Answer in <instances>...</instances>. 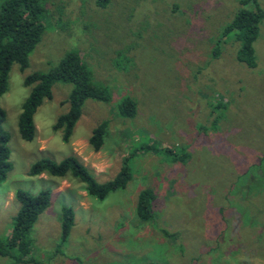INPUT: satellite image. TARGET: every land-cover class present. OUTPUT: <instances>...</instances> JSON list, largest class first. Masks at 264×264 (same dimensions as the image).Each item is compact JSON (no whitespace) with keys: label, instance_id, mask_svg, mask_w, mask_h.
Segmentation results:
<instances>
[{"label":"rangeland","instance_id":"rangeland-1","mask_svg":"<svg viewBox=\"0 0 264 264\" xmlns=\"http://www.w3.org/2000/svg\"><path fill=\"white\" fill-rule=\"evenodd\" d=\"M256 1L264 10V0ZM43 5L44 31L29 64L24 70L12 64L0 95L12 164L0 182V240L20 205L15 191L48 188L51 204L31 228L33 262L25 264H264V19L253 43L256 65L249 67L237 59L233 35H223L240 0ZM69 50L80 54L92 82L108 88L109 100H85L64 141L53 124L67 111L72 84L56 82L34 114V138L23 140L25 76L46 71ZM123 97L135 101L134 117L118 113ZM104 121L107 134L95 151L88 139ZM152 143L157 152L140 151ZM182 151L186 160L172 159ZM128 153L131 179L102 200L73 176L28 174L38 159L75 155L104 182ZM144 188L154 192L148 221L136 213ZM63 205L72 208L74 224L60 246ZM0 264L24 263L0 256Z\"/></svg>","mask_w":264,"mask_h":264},{"label":"trees","instance_id":"trees-1","mask_svg":"<svg viewBox=\"0 0 264 264\" xmlns=\"http://www.w3.org/2000/svg\"><path fill=\"white\" fill-rule=\"evenodd\" d=\"M110 0H95L98 7H106ZM240 7L233 18L224 26L223 35L231 33L239 43L236 51L237 59L249 67L256 65L253 43L259 33V24L264 19V10L256 0H240ZM250 5V7H248ZM46 9L43 0H0V95L8 89L9 71L13 63L24 70L29 64V54L39 42L44 31L43 15ZM218 48V47H217ZM215 55L218 49H214ZM56 82L72 84L67 96V111L60 114L53 124L54 130L61 131L62 139L68 141L77 122L81 108L87 99L108 101L110 93L104 85L92 82L89 70L77 51H66L58 63L46 71H34L24 78V84L30 87L28 96L21 105L18 118V131L23 140L30 141L36 133L34 114L44 99L52 98V86ZM218 105V104H216ZM117 111L122 117H134L136 103L130 97H123L117 105ZM6 113L0 108V182L11 170L10 151L7 145L9 134L2 123ZM216 118L213 125H216ZM106 121L95 126L88 139L90 146L98 151L102 148L107 134ZM163 151L172 153L168 147ZM142 152H157L158 147L152 144L143 146ZM128 153L122 158L118 172L104 182L96 180L94 174L75 155L64 157L60 161L44 157L31 164L28 174L38 176L43 173L66 178L73 176L82 184L90 196L104 199L110 192L122 189L131 179ZM188 158L185 152L175 153L172 159L184 161ZM15 198L19 202L17 213L9 235L0 240V256L10 257L15 263L33 262L31 254L30 231L38 216L51 204V191L48 188L36 194L18 189ZM154 192L150 188L139 191L136 200V213L140 220L148 221L153 213L151 203ZM74 224V213L71 207L62 206L59 215L60 241L62 246L67 240Z\"/></svg>","mask_w":264,"mask_h":264},{"label":"crops","instance_id":"crops-1","mask_svg":"<svg viewBox=\"0 0 264 264\" xmlns=\"http://www.w3.org/2000/svg\"><path fill=\"white\" fill-rule=\"evenodd\" d=\"M41 175H42V174H41ZM49 207H50V206H49ZM47 209H48V207H47L44 211H46ZM44 211H43V212H44ZM43 212H42V213H43ZM42 213H41V214H42ZM41 214H40V215H41ZM40 215L38 216V218L40 217ZM58 219H59V216H58ZM31 238H32V237H31Z\"/></svg>","mask_w":264,"mask_h":264}]
</instances>
